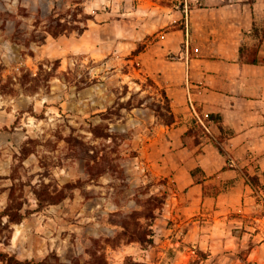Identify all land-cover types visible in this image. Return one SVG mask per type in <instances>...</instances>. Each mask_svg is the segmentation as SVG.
I'll return each instance as SVG.
<instances>
[{
	"label": "rangeland",
	"instance_id": "obj_1",
	"mask_svg": "<svg viewBox=\"0 0 264 264\" xmlns=\"http://www.w3.org/2000/svg\"><path fill=\"white\" fill-rule=\"evenodd\" d=\"M144 1L0 0V252L33 264L174 261L169 253L142 259L154 243L138 239L149 223L147 238L162 232L174 200L172 179L153 164L166 124L153 106L167 102L131 60L156 36L140 38ZM62 13L69 30L55 36L51 16ZM84 13L93 29L83 36ZM96 125L109 135L97 136ZM102 156L106 171H90ZM59 192L66 197L53 202ZM12 198L28 211L20 221L4 214ZM193 255L188 264L206 257Z\"/></svg>",
	"mask_w": 264,
	"mask_h": 264
},
{
	"label": "crops",
	"instance_id": "obj_2",
	"mask_svg": "<svg viewBox=\"0 0 264 264\" xmlns=\"http://www.w3.org/2000/svg\"><path fill=\"white\" fill-rule=\"evenodd\" d=\"M170 1H144L140 38L156 36L131 59L176 116L153 162L172 179L174 200L142 259L169 253L188 264L203 251L202 264H248L239 252L253 242L247 261L264 264V186L251 180L264 185V0ZM103 24L116 31L115 20Z\"/></svg>",
	"mask_w": 264,
	"mask_h": 264
},
{
	"label": "trees",
	"instance_id": "obj_3",
	"mask_svg": "<svg viewBox=\"0 0 264 264\" xmlns=\"http://www.w3.org/2000/svg\"><path fill=\"white\" fill-rule=\"evenodd\" d=\"M52 16H51L52 21H56V22L55 23L52 22L50 24V28L48 30L50 33H52L55 36H57V35H60L62 33H65L66 31L69 30L68 23L61 20L62 18L65 17L64 13L60 14L57 18H54ZM89 18H93V15L84 13L82 18H80V21L85 22V24L84 25H81V24L76 25V29H78L79 33H83L87 29L88 24L86 23V21ZM141 51H142V48L134 50V52L132 53L133 57L138 55ZM255 51H256L255 53H257V50H255ZM247 59H248V61H252V62H257L259 60L257 56H250ZM147 78H148L149 83L154 84L156 87H158L156 82H154V80H152L148 76H147ZM161 93H162L164 99L167 102L166 106L163 107L165 109V111L163 110L161 105H156L155 104V106H153V108H154L156 114L163 118L164 123H166L168 125H171V124H173L176 121V116H175V113H174V111L172 109L170 98L167 95L166 90L165 89H161ZM132 99H133V96L129 99V102H128L129 104H131ZM142 104H144L143 100H141L139 102V104H137V105H142ZM93 131H94V133L97 136L107 137L109 135L99 125H96L93 128ZM189 132H191V130H188V133ZM106 165H107V162H106L105 159L103 160V156H102V159L96 161V163L91 164V165L89 163L90 171H92V172L98 171L99 172L98 174L106 171V169H107ZM251 180L254 183V185H256L257 187L264 186L261 183V181L259 179V176H257V175L256 176H252ZM64 197H66V193L59 192V193L53 194L51 199L53 200V202H57L58 200L63 199ZM158 198H159L158 195H152L150 197V200L157 201ZM158 207H160V204L159 205L156 204L155 207H153L151 209H148L147 212H146V217H148L151 220H154L156 218V215H157L156 214V210H157ZM27 213H28V211H26V210H24L22 208V205H20V202H18V200L16 198H12L10 205L8 206V208L4 212V214L9 215V217H10V219L12 221H20V220H22V218ZM152 224L153 223H149V228L145 229L142 232V234L139 235L138 239H140L142 241L146 240L150 244L154 243V239L152 237L147 238L148 235L152 234V230L150 228V226ZM252 245L253 244L250 245L249 249L252 247ZM240 257L242 258V260L246 261L249 264V262L247 261L246 256L243 254V252H240ZM0 259L4 262V264H33V262H34L33 260H30V259H21L17 255L9 254L7 252H0ZM38 264H58V263H53V262H49V261H39Z\"/></svg>",
	"mask_w": 264,
	"mask_h": 264
}]
</instances>
